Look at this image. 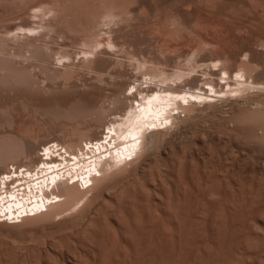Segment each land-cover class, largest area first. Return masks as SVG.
Returning <instances> with one entry per match:
<instances>
[{
    "label": "bare ground",
    "instance_id": "bare-ground-1",
    "mask_svg": "<svg viewBox=\"0 0 264 264\" xmlns=\"http://www.w3.org/2000/svg\"><path fill=\"white\" fill-rule=\"evenodd\" d=\"M0 108L14 256L264 264V0H0Z\"/></svg>",
    "mask_w": 264,
    "mask_h": 264
},
{
    "label": "rangeland",
    "instance_id": "rangeland-1",
    "mask_svg": "<svg viewBox=\"0 0 264 264\" xmlns=\"http://www.w3.org/2000/svg\"><path fill=\"white\" fill-rule=\"evenodd\" d=\"M17 17V15H10V16H7V17H5L4 18V23H6L7 24V22H11V23H18L19 21H18V19L19 18H16ZM20 20V19H19ZM154 36H155V33L153 34ZM141 46H143L142 44H141ZM24 62H26V61H24ZM31 67H32V69H31ZM31 67H29V73L30 74H32V75H35V74H38L39 73V75H40V79H39V81H38V84H40V85H43L46 81H47V77H46V75L45 74H42V73H40V70H39V68L38 67H36V66H31ZM32 70H34L33 72H32ZM36 72V73H35ZM87 76H91V75H89V73H88V75ZM43 79V80H42ZM41 80V81H40ZM14 103V101H12L11 100V102L7 105V109H9V111L11 112V109H13L12 110V112L15 114L16 112H20V114H21V112H22V114H24L25 116H21V118H25V117H27V118H29V115L30 114H27V110H19V109H17V110H14V109H16V108H14L15 107V104H13ZM13 106V108H12V106ZM10 106H11V108H10ZM9 107V108H8ZM0 110H1V108H0ZM16 111V112H15ZM19 112L18 113H16V114H19ZM43 113L45 114V115H43ZM19 114V115H20ZM27 114V115H26ZM40 116H41V118H40ZM44 116V117H43ZM39 117V118H38ZM34 119L33 120H35L34 122H35V124L37 123V125L40 127V128H42L43 126L45 127L46 125V130L44 129V128H42V129H44V131H43V134H41L42 133V130H41V132L40 133H38L37 134V132L38 131H36V130H39L40 128L37 126V125H35L34 127H35V130H34V132H36V134L38 135H36V134H34V135H36L37 137H34V136H28L29 137V139H30V137H31V139H32V141H36V138L38 139V137L39 136H42V135H49V134H59V132L57 131V130H54V129H52L53 128V126H54V124H55V126L57 125V122L56 121H54L53 119H50L49 117H48V114H46L44 111H39L38 112V114H37V117L35 116V117H33ZM37 118V119H36ZM45 119V120H44ZM49 119L51 120V122L49 121ZM38 120H40L41 122H39V124L41 125H39L38 124V122L37 121ZM53 120V121H52ZM53 122H54V124H53ZM43 123V124H42ZM49 125V126H48ZM37 128H39V129H37ZM50 128V129H49ZM49 132V133H48ZM47 133V134H46ZM34 138V139H33ZM180 140V139H179ZM179 140H176V141H178L179 142ZM25 225V226H24ZM23 226H20V227H7V226H3V225H1L0 226V264H3V263H1L2 261L4 262L5 260V258L6 257H8V255L10 256V258H11V256H12V254L13 253H15L16 251H17V254H18V252H19V249L21 250L20 252H22L23 250L21 249V247H22V244L23 243H27V242H29V244L31 245V246H33V244L35 243V245L37 244V243H40V242H37V241H35L36 239V237H40V238H38L39 240L38 241H43L44 240V238L48 235L47 233H46V231H47V229L45 228L44 230H46L45 231V234H44V232L41 230L42 228V226L41 225H36V224H24ZM39 226H41L40 228H38ZM40 229V230H39ZM44 236V237H43ZM35 240H34V239ZM29 240L30 239V241H27V240ZM32 240H34L33 242H31ZM45 241V242H44ZM43 242L45 243V245L43 244L42 245V243H40L41 244V246L43 247V246H47V240H46V238H45V240H44ZM32 243V244H31ZM20 244H21V247H20ZM25 244H23V245H25ZM29 244H28V247H26V246H24L23 248H27L25 251L28 253V255H29V250H28V248H29ZM38 245H36L35 247H37ZM20 247V248H19ZM39 247V246H38ZM42 247H40V249L42 248ZM44 247V248H45ZM34 248V247H33ZM32 248V249H33ZM31 249V248H30ZM38 249V248H37ZM36 249V250H37ZM43 249V248H42ZM33 250H35V248L33 249ZM32 250V252L33 253H35V254H33V255H35L34 257H31L30 255V258L27 256V253L26 252H23V255L25 256V258H26V256H27V259H28V261H31V260H33L34 262H37V264H39V262L41 263V260H40V257H39V255L38 254H36L38 251H33ZM30 253H31V251H30ZM16 254V253H15ZM16 254V255H17ZM20 255H22V253H19ZM5 255H7L6 257H5ZM14 256V254H13V256L15 257V258H19L18 260H20V258L22 257H24L23 255L21 256V257H17V256ZM32 255V254H31ZM36 255H38L37 256V258L38 259H36ZM14 257H12L11 259H9V257H8V259H9V261H11V262H9V263H11V264H18V260L16 259V261H14L13 262V260H15L14 259ZM21 258V259H22ZM32 258V259H31ZM34 258V259H33ZM8 259L6 260L7 262H8ZM27 259L25 260L26 261V264H29V263H27ZM30 259V260H29ZM36 259V260H35ZM38 260V261H37ZM21 261H24V258H23V260H21ZM20 261V262H21ZM7 262H5L6 264H7ZM16 262V263H15ZM20 262H19V264H20ZM33 262V263H34ZM4 263V264H5ZM31 263H32V261H31ZM32 263V264H33ZM21 264H25V262H23V263H21ZM36 264V263H35Z\"/></svg>",
    "mask_w": 264,
    "mask_h": 264
}]
</instances>
